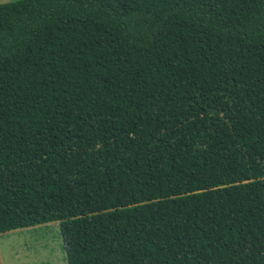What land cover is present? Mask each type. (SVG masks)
I'll return each instance as SVG.
<instances>
[{"label":"trees","instance_id":"trees-1","mask_svg":"<svg viewBox=\"0 0 264 264\" xmlns=\"http://www.w3.org/2000/svg\"><path fill=\"white\" fill-rule=\"evenodd\" d=\"M68 264H264V0L0 5V234Z\"/></svg>","mask_w":264,"mask_h":264},{"label":"rangeland","instance_id":"rangeland-1","mask_svg":"<svg viewBox=\"0 0 264 264\" xmlns=\"http://www.w3.org/2000/svg\"><path fill=\"white\" fill-rule=\"evenodd\" d=\"M19 0H0V5ZM0 264H68L60 223L0 234Z\"/></svg>","mask_w":264,"mask_h":264}]
</instances>
